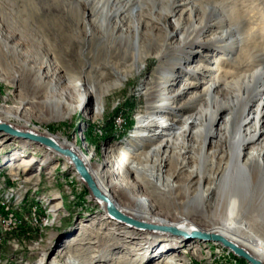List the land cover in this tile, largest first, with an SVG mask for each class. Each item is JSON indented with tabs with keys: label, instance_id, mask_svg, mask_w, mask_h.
<instances>
[{
	"label": "rangeland",
	"instance_id": "rangeland-1",
	"mask_svg": "<svg viewBox=\"0 0 264 264\" xmlns=\"http://www.w3.org/2000/svg\"><path fill=\"white\" fill-rule=\"evenodd\" d=\"M99 1L37 0L43 16L27 12L22 18L27 25L22 26L12 0H3L0 123L74 145L80 154L91 156L89 170L93 173L100 169L103 174L107 166L112 167L115 174L109 179L122 185L110 190L112 199L135 220L129 197L144 202L150 197V216L137 221L154 228L139 229L106 218V212L68 160L0 132V264H40L43 258L46 264H65L62 251L70 243L74 245L69 253L80 264H247L220 244L186 241L183 236L179 240L159 230L180 225L183 219L202 230L213 227L193 208H187L182 196L185 190L191 197L198 192L195 176L203 138H182L181 145L164 159L159 154L148 156L149 144L138 142L134 136L139 118L162 96L170 97L177 113L165 111L160 117L179 120L180 116L203 114L205 122L209 113L235 99L236 91L231 86L238 77L225 76L232 44L222 52L218 41L211 38L228 29H237L249 38L250 28L258 23V38L263 39L264 0H139L142 10L137 9V16L127 18L128 12H122L123 21L119 22L123 29L113 19L110 32L101 30L104 19L97 8ZM102 3L108 12L117 4L114 0ZM255 19L257 23H253ZM181 35L185 36L183 40ZM259 39V43L247 44L244 53L254 45L263 48L264 39ZM197 44L200 48L189 53L188 49ZM135 46L143 54L139 61L134 58ZM203 66L213 69L205 83L226 79L225 83L231 84L221 92V103H213L210 108L205 100L206 84L193 77V72L185 71ZM78 81L85 93L95 90L85 106L82 97L71 91ZM193 83L198 85L191 87ZM50 84L54 93L45 90ZM47 98L58 100L63 116L73 112L67 118H55L54 110L43 103ZM225 115V111H219L220 122ZM220 125L214 128L223 134ZM213 141L206 146L209 178L205 187L213 186L215 172L224 167L230 152L225 140ZM184 148L194 153L187 167ZM133 155H139L146 166L142 177L150 183L148 189L128 173L124 159ZM24 159L33 160L32 165L14 169ZM35 176L39 179L34 180ZM238 190L243 195V189ZM13 193L17 197L9 200ZM248 193L264 216V182ZM58 205L62 208L56 211ZM250 216H243L241 233L251 231L256 238L240 246L264 263V224L260 230ZM261 221L264 223V217ZM160 233L164 234L163 242L149 238V234ZM163 244L166 247L159 252Z\"/></svg>",
	"mask_w": 264,
	"mask_h": 264
},
{
	"label": "bare ground",
	"instance_id": "bare-ground-1",
	"mask_svg": "<svg viewBox=\"0 0 264 264\" xmlns=\"http://www.w3.org/2000/svg\"><path fill=\"white\" fill-rule=\"evenodd\" d=\"M87 1L90 2L93 0H87ZM114 1H116L117 4H115V8L113 7L114 8L113 11L110 12H108L107 8L103 5L102 3L103 0L99 1L97 4V8L100 11H102L100 16L101 20L104 19L101 30L110 32L109 29L110 22L113 19H116V21L119 24L118 27H120V29L122 30L123 25H121V22L119 21H123V19H121L120 14L122 12H128L127 18H133L137 16V13L142 8L141 5L139 4V0H114ZM12 2L14 7L18 9L17 17L20 18L22 26L27 25L26 20L22 19L23 15L26 14L27 12H29L30 14L35 12L36 15L38 13L39 18L42 15L41 13L38 12L37 0H12ZM2 3H4L3 0H0V4ZM20 4L22 5L19 6ZM256 20L257 19H255V22L253 21L252 22L257 23ZM104 21H106V25ZM256 25H258V23ZM256 25L252 26L249 30L250 35L253 36L252 38H250L251 36L249 38H247L246 36L245 37L242 36L240 31L237 29L236 30L228 29L226 31H222L220 36L216 35L214 38H211L212 41H218V45H221L219 47L222 50V52L226 51L228 45L232 44L231 47L232 56L226 59V61H228L227 63L228 68L226 69L225 76L230 75V76L238 77V80H236L233 83L234 86H231L230 83L226 84L225 83L226 79L216 80L213 82H210L211 81L210 80L209 82L205 83L204 80L207 77H209V73L213 70V69L211 70L208 67H204V66L198 67L195 68L194 70H192L191 68H186L185 70L186 72H193L194 74L193 77H196L199 80L202 79L203 81H201L200 83L206 84V87L204 89L205 100L209 105V108L211 105H213V103L214 104L221 103L219 102L220 99L219 96L221 92L226 90L227 87L229 86L234 88L236 91L234 100L230 101L227 104H224L221 108H218L217 111L214 112L212 115H210L209 113V119L207 122H205L203 119V114L200 116L198 115H189L186 117L180 116L179 120H169L167 118L160 117L159 114H162L165 111H168V113L170 112L177 113L174 111V108L171 107V103L169 102L170 97L167 95L162 96L163 98L160 101H158V104H156L157 102H155L150 107V110L144 116L139 118L137 131L134 136L135 140H137L138 142L149 144L150 153L148 156L150 155L155 156L159 154L160 156H163L164 159L168 157L170 153L172 154L173 149L175 147L181 145L182 138L187 139L194 135L203 138V149H201V154L198 156L199 168L195 176L197 179L198 192L194 197H191L189 192L185 190L182 196L183 199L185 200L184 204L186 205V207L193 208L198 215L208 220V222L211 224V226L213 225V227L208 228L206 230H202L200 227L198 228L194 227L192 224L188 223L187 220L183 219L184 222H182L180 225H177L175 227L173 226L172 228H175L180 232L186 234L199 231L209 235H220L238 246H240V244H243L246 240H249L250 238H254V239L256 238V236L251 231L246 232L247 234L241 233L240 224H243L242 223L243 216L248 217L251 215L252 218L258 222L257 226H261L259 228L260 230L263 229L262 226L264 224L261 221V219H263L264 217L263 213L259 211L256 205L252 204L253 201H251V198H249V193H248L250 188L258 186L262 184V182H264V158H263L264 155L262 154L264 152V47L261 46L263 48L258 47L257 49V47L254 45L253 48L249 49L248 53H244V47L248 46L247 44L258 42L257 40L259 39L258 38L259 28H257L258 26ZM94 27L97 26L95 25ZM45 28H46L45 26H42V29ZM261 32L264 33V30H262ZM256 37L257 39H255ZM184 38L185 36L181 35L180 39L183 40ZM226 42H228V44H226ZM197 48H200L199 44L192 45L190 49H188L189 53L195 51ZM139 50L140 49L135 46L134 58L136 61L143 59V54ZM114 72L118 77H123L121 75V72L119 71L118 72L114 71ZM40 84L41 82L38 80V86ZM197 85H198L197 83L196 84L193 83V85L190 86L196 87ZM82 88H83V84L80 81H78L73 85L71 91H73L75 95L79 94L82 97L83 106H85L88 100L92 99L91 95L95 93V90H90L92 94H87L82 90ZM45 90L49 91L48 93L55 92V89L53 88L52 84H50ZM94 96H95V109L96 111L97 110L99 111V102H98L99 100H97L96 97L97 95ZM43 103L49 110H54L55 118L57 119L67 118L73 112V110H71L69 114L63 116L58 106L59 102L56 99L47 98V100L44 101ZM220 110L221 111L223 110L226 113L225 117L222 119L223 120L222 122H220L219 120ZM218 123L221 124L220 127L222 128V130L225 131L223 134L217 132V130L214 128L215 125ZM0 124H4V123L1 122ZM21 131L29 132L37 136L48 138L53 142H55L61 149L68 150L79 158V160L83 163V165L89 172L98 194L103 197V198H96L90 192L93 198L97 200L96 203L106 212L107 214L106 218L113 219L114 221L117 220L129 226L133 225L139 229L152 230L154 228L151 226H144L142 225V223H139L137 221V220H143L148 216H150L151 210L149 209L150 207H148L149 205L151 206L152 199L150 197L149 199L148 198L146 199V202H144L143 200H139L135 197L134 198L129 197V201L131 202V206H132L131 210L134 213L133 217L135 218V220L127 217L125 214L126 209L118 205L112 199L109 193L110 190L119 189L122 187L120 181L113 183L112 180L109 179L110 174H115V171L114 169H112V167L107 166L108 168L105 170V172H103V174L100 172V169L98 170V172L93 173L91 172V170H89V165L90 162L92 161L91 156L85 157L84 155L80 154L76 150V147L74 145L71 144L67 146L64 143H60L55 138L36 134L29 130L21 129ZM213 139H216L218 141L225 140L226 143L230 145V149H229L230 152L228 153V159L224 167L221 168L219 171L215 172L216 178L213 181V186L205 187V184L206 182H208V178H209L207 172L208 157L206 156L205 152H206V146L214 142ZM25 141L35 144L29 140H25ZM259 145H261V148H258ZM44 149H46L52 154L54 153L58 155L57 153H55L50 149L47 148ZM183 154H184V159L186 160L184 167H187V163H188L187 160L192 159L193 158L192 155H194V153L192 150H188L187 148H184ZM65 159L68 160L70 165L74 168V166L71 164L70 159L68 158ZM32 163L33 160H30L29 162L27 159H24L23 161L20 162V164L14 166V169H17L18 167L21 166H30L32 165ZM124 163L128 167V173H131L135 177H137L139 181L142 183V185L148 189L150 187V183L145 181L144 178L142 177L146 173V166L142 164V158L139 155L136 156L133 155L132 157H128V158L125 157ZM7 175L12 176L13 174L8 173ZM33 179L37 180L39 179V177L35 176L33 177ZM81 180L86 185L85 181L82 178ZM238 189H243V195L241 191ZM16 197H17L16 194L13 193L10 196L9 200L15 199ZM61 208L62 206L58 205L56 207V211L60 210ZM252 209L254 210L251 211ZM254 213L256 215H254ZM114 214H118L119 217H115ZM154 220L157 219L154 218ZM159 222H163V221H159ZM161 228L163 227H159V230ZM261 232H264V230H261ZM167 234L171 235L170 233ZM163 237H164L163 233L155 234V235L149 234L150 239H160L159 241H161ZM173 237L180 240V237L178 236H173ZM161 242H163V239ZM73 245H74L73 243L68 244L66 250L62 251L63 257L65 259V264H80L79 260L77 258H74V256L70 255L69 253ZM165 247L166 244H163L162 249L159 252H161ZM250 247L251 249L253 248L252 246ZM262 258L264 259V256H262ZM46 261H47L46 258H43L40 264H46ZM51 264H57V263L51 262ZM234 264H237V261H234Z\"/></svg>",
	"mask_w": 264,
	"mask_h": 264
},
{
	"label": "water",
	"instance_id": "water-1",
	"mask_svg": "<svg viewBox=\"0 0 264 264\" xmlns=\"http://www.w3.org/2000/svg\"><path fill=\"white\" fill-rule=\"evenodd\" d=\"M0 132L6 134L10 138L29 140V141H31V142H33V143H35L41 147H44V148H47V149L54 151L58 155H61L65 158L70 159L71 164L74 166V170L85 181L87 188L93 194V196L96 198H103L102 196H100L98 194V192L95 188V185L93 183V180H92L89 172L87 171V169L83 165V163L79 160V158L77 156L72 154L70 151L61 149L55 142H53L52 140H50L48 138L37 136V135H34L32 133H29V132H25V131L15 129L11 125L0 124ZM114 216L119 217L118 214H114ZM160 230L167 232V233H170L173 236H178V237L183 236L186 241L195 240V241L206 242V243L220 244L224 247V249L230 251L231 254L235 258H237L241 261H245L247 264H264L262 261L255 258L246 249L232 243L231 241H228L227 239H225L224 237H222L220 235H209V234H205V233H202L199 231L186 234V233H182L179 230L172 228V227H165V228H161Z\"/></svg>",
	"mask_w": 264,
	"mask_h": 264
}]
</instances>
